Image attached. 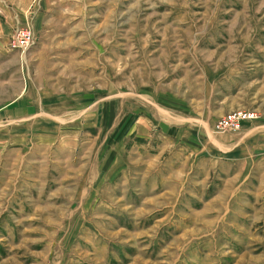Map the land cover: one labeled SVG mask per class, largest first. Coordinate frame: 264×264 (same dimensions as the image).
<instances>
[{
	"label": "rangeland",
	"instance_id": "obj_1",
	"mask_svg": "<svg viewBox=\"0 0 264 264\" xmlns=\"http://www.w3.org/2000/svg\"><path fill=\"white\" fill-rule=\"evenodd\" d=\"M262 145L264 0H0V264H264Z\"/></svg>",
	"mask_w": 264,
	"mask_h": 264
},
{
	"label": "built area",
	"instance_id": "obj_2",
	"mask_svg": "<svg viewBox=\"0 0 264 264\" xmlns=\"http://www.w3.org/2000/svg\"><path fill=\"white\" fill-rule=\"evenodd\" d=\"M21 38H23V36ZM253 116L254 114H250L245 111H239L236 114L225 115L216 122L215 129L218 131L237 130L243 120L251 119Z\"/></svg>",
	"mask_w": 264,
	"mask_h": 264
},
{
	"label": "crops",
	"instance_id": "obj_3",
	"mask_svg": "<svg viewBox=\"0 0 264 264\" xmlns=\"http://www.w3.org/2000/svg\"><path fill=\"white\" fill-rule=\"evenodd\" d=\"M222 93H223V92H222ZM259 149H260V152H261V151H264V145H262L261 148H259ZM233 158H235V157H233ZM239 159H240V158H239Z\"/></svg>",
	"mask_w": 264,
	"mask_h": 264
}]
</instances>
